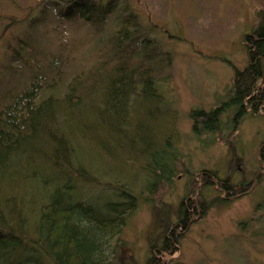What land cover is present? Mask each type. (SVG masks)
Wrapping results in <instances>:
<instances>
[{
  "label": "rangeland",
  "instance_id": "1",
  "mask_svg": "<svg viewBox=\"0 0 264 264\" xmlns=\"http://www.w3.org/2000/svg\"><path fill=\"white\" fill-rule=\"evenodd\" d=\"M52 3L0 0V110L28 87L36 67L45 71L51 59L56 61L40 95L57 99L49 138L62 130L69 141L76 162L67 170L82 186L80 199L100 206L118 201L122 191L136 198L110 264H145L152 256L150 245H160L173 231L175 251L159 264H264V165L259 160L264 114L247 109L234 133L222 128L199 138L189 119L191 110H209L227 99L233 68L242 70L248 63L243 38L257 27L264 0H121L106 19L92 22L63 18L65 5L58 9ZM132 17L136 32L116 61L114 34ZM125 61L159 85L161 99L145 109L131 101L122 122L110 125L102 113L106 85L100 78L112 77ZM166 141L177 158L174 176L151 194L146 153ZM39 147L33 165L53 181L55 171L47 163L51 145ZM204 171L218 176L213 186L201 187ZM225 180L232 200L219 191ZM191 181V198L196 202L200 196L208 207L203 214L196 210L185 230L175 229ZM24 193L36 212L43 192ZM161 209L171 221L170 232L158 226Z\"/></svg>",
  "mask_w": 264,
  "mask_h": 264
},
{
  "label": "trees",
  "instance_id": "2",
  "mask_svg": "<svg viewBox=\"0 0 264 264\" xmlns=\"http://www.w3.org/2000/svg\"><path fill=\"white\" fill-rule=\"evenodd\" d=\"M120 1L53 0L52 5L58 9L65 5L63 14L60 10L63 18L76 17L92 22L106 19ZM258 15L257 27L243 38L248 63L242 70L233 68L227 99L209 110L189 112L191 130L196 138L217 134L222 128L234 133L247 115V109H251V114H257L258 110L264 114V10ZM130 20L114 34L116 43L112 56L116 61L121 60L119 54H124L125 42H130L136 32L137 23L133 17L132 23ZM55 63L51 59L45 71V67H36L28 87L0 110V264H110L115 258V243L121 230L137 208L136 198L127 191H122L118 201H105L100 206L80 199L78 190L82 186L67 170L72 168L71 162H76L69 141L62 130L59 136L49 138L48 127L50 124L55 126L54 117L58 114L55 112L57 99L40 95L46 87V75ZM127 66L128 61L116 65L118 69L112 77L109 73L101 77V71L97 70L100 82L106 85L100 99L104 106L102 113L110 125L122 122L131 101L143 104L145 109L147 105L158 104L161 99V89L151 77L143 75L135 65ZM64 98L69 100V94ZM77 106L74 103L76 109ZM223 116H226L224 125ZM40 144L51 145L47 163L55 171L53 181L42 178L43 173L33 165ZM262 146L259 160L264 165V144ZM146 154L149 157L147 170L153 179L147 189L154 194L160 183H169L173 178L177 158L169 141L163 148L150 149ZM80 169L76 172L83 176ZM200 178L203 188L213 186L218 176L204 171ZM193 183L191 181L190 193L179 203L175 229L185 230L190 216L196 210L203 214L208 207L200 196L196 202L191 198L195 192ZM23 188L24 191L43 192V203L36 212L28 205L27 195L21 194ZM219 191L232 200L230 197L234 193L226 180ZM215 201L221 203L222 200L217 196ZM162 212L163 209L156 213L158 226L162 231L170 232L171 221L168 214L162 216ZM170 235L171 238L163 237L160 245H150L152 256L145 264H159L160 258L175 251L174 231Z\"/></svg>",
  "mask_w": 264,
  "mask_h": 264
}]
</instances>
